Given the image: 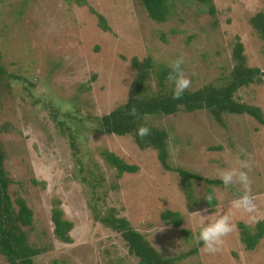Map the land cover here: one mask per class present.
Listing matches in <instances>:
<instances>
[{"label": "rangeland", "instance_id": "374dc122", "mask_svg": "<svg viewBox=\"0 0 264 264\" xmlns=\"http://www.w3.org/2000/svg\"><path fill=\"white\" fill-rule=\"evenodd\" d=\"M211 1L214 17L198 1L167 0L168 19L155 23L139 0H0V144L11 180L7 193L13 205L22 198L33 212L32 228H24L29 244L42 250L33 264H138L121 236L95 220L93 207L115 208L162 257L189 254L176 264H264V238L247 251L238 228L264 222V128L253 118L226 115L224 127L206 111L148 118L168 133L173 168L220 180L224 170L246 162L253 213L233 205L245 191L239 184L181 180L161 168L154 151L139 150L128 137L99 134L97 118L128 98L133 57L168 67L183 55L194 91L225 83L237 37L261 79L235 97L264 115V43L249 23L264 12V0ZM104 150L138 171L117 178ZM208 190L217 202L213 209L204 203ZM55 198L73 224L71 243L53 235ZM166 211L180 214V227L163 222ZM224 215L233 232L220 251L208 253L199 245L201 226Z\"/></svg>", "mask_w": 264, "mask_h": 264}, {"label": "trees", "instance_id": "16d2710c", "mask_svg": "<svg viewBox=\"0 0 264 264\" xmlns=\"http://www.w3.org/2000/svg\"><path fill=\"white\" fill-rule=\"evenodd\" d=\"M139 1L151 21L164 23L168 19L169 6L167 0ZM195 1L204 5L211 17L215 16V8L211 0ZM74 2L78 5H86L85 0H74ZM98 18L102 29L108 30L103 17L98 16ZM249 23L264 43V12L256 13L249 19ZM232 61L233 67L224 84L220 86L207 84L194 91L188 90L183 98L177 101L171 98L172 86L166 82L169 67L156 65L150 57L142 58V60L133 57L130 60V65L135 75L128 92V98L123 104L97 118L99 134L128 137L139 150L154 151L161 168L177 173L181 180L187 182L189 180L203 181L209 186L222 185L220 180L204 179L183 169L171 167L168 162V133L158 125L150 123L148 118L175 116L179 112L206 111L212 120L222 127L225 125L224 117L226 115H247L264 128L262 110L257 106L239 102L235 97L240 89L246 88L256 81L260 82L261 79V71L247 65L244 48L238 37L233 46ZM2 73L3 69L0 68V83L3 78ZM133 105L138 109L139 119L129 115ZM142 124H146L152 129V135L143 141L135 134L136 129ZM2 131L3 127L0 126V133ZM72 145L74 147L73 141ZM101 156L109 167L114 168L117 178L138 171L137 166L127 164L112 152L104 150L101 152ZM3 161L4 154L0 144V256L5 259V264H33V259L42 252L40 248L29 244L28 233L24 231V228H32L33 212L22 198H17L14 202L15 205H13L7 193V187L11 180L4 170ZM186 188L189 195V183H187ZM209 195H211V190L207 191L206 197ZM204 203L209 209H213L217 205L214 197L211 203L207 199ZM60 207V201L55 198L51 203L50 211L53 235L59 242L71 243L70 231L73 229V224L65 218ZM92 209L95 220L100 221L104 226L121 236L127 245L128 254L137 258L138 264H176L189 255L184 254L175 258L162 257L145 237L131 226L127 219L117 215L115 208L104 207L103 210H100L93 207ZM161 219L166 225L175 228L181 226V217L177 212L166 211L161 214ZM238 228L240 230L239 240L247 251H253L264 238L263 221H258L253 228L238 223ZM182 233L187 232L182 230ZM199 245H202V242ZM196 251L197 248L191 254L196 253Z\"/></svg>", "mask_w": 264, "mask_h": 264}, {"label": "clouds", "instance_id": "9594fccd", "mask_svg": "<svg viewBox=\"0 0 264 264\" xmlns=\"http://www.w3.org/2000/svg\"><path fill=\"white\" fill-rule=\"evenodd\" d=\"M185 58L183 55L171 61L168 65L169 72L166 76V82L172 86L173 100H181L186 91L191 88L192 79L185 73ZM196 75L195 72L192 73ZM129 115L139 119V112L135 105L130 110ZM136 136L140 140H144L152 135V129L146 124H142L136 129ZM248 164L242 163L239 168H231L224 170L220 174V180L225 188H230L233 185L239 184L245 191L237 199L233 201V205L237 209H243L248 213H253L256 210L255 203L251 195V181L248 173L244 170ZM207 201L211 203L213 197L211 195L206 197ZM233 232V224L231 217L228 215L221 216L214 222L202 225L199 232V241L202 242L203 248L208 253H216L222 249L225 243V237Z\"/></svg>", "mask_w": 264, "mask_h": 264}]
</instances>
